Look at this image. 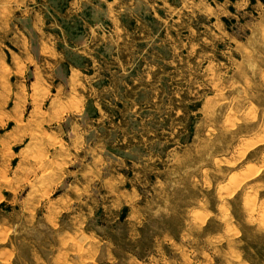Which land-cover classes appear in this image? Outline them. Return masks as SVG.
<instances>
[{
  "label": "rangeland",
  "instance_id": "1",
  "mask_svg": "<svg viewBox=\"0 0 264 264\" xmlns=\"http://www.w3.org/2000/svg\"><path fill=\"white\" fill-rule=\"evenodd\" d=\"M129 1L66 114L23 60L54 3L0 0V264H264V0Z\"/></svg>",
  "mask_w": 264,
  "mask_h": 264
},
{
  "label": "crops",
  "instance_id": "2",
  "mask_svg": "<svg viewBox=\"0 0 264 264\" xmlns=\"http://www.w3.org/2000/svg\"><path fill=\"white\" fill-rule=\"evenodd\" d=\"M51 1V11L36 4L34 30L31 36L25 33L23 60L29 64L41 98H50L45 101L46 109L75 114L86 107L84 90L88 86L129 64L121 55V40L128 31L122 9L130 8L131 2L69 0L59 8L55 0ZM101 21L110 23L111 36L99 28Z\"/></svg>",
  "mask_w": 264,
  "mask_h": 264
}]
</instances>
